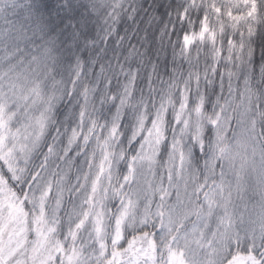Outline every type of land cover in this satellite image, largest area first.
Here are the masks:
<instances>
[{
  "label": "snow or ice",
  "instance_id": "6c2138e0",
  "mask_svg": "<svg viewBox=\"0 0 264 264\" xmlns=\"http://www.w3.org/2000/svg\"><path fill=\"white\" fill-rule=\"evenodd\" d=\"M0 264H264V0H0Z\"/></svg>",
  "mask_w": 264,
  "mask_h": 264
},
{
  "label": "rangeland",
  "instance_id": "374dc122",
  "mask_svg": "<svg viewBox=\"0 0 264 264\" xmlns=\"http://www.w3.org/2000/svg\"><path fill=\"white\" fill-rule=\"evenodd\" d=\"M256 199H258V197Z\"/></svg>",
  "mask_w": 264,
  "mask_h": 264
}]
</instances>
